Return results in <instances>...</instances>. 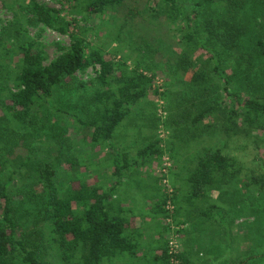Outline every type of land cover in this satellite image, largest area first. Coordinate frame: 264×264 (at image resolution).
Segmentation results:
<instances>
[{
    "label": "trees",
    "instance_id": "1",
    "mask_svg": "<svg viewBox=\"0 0 264 264\" xmlns=\"http://www.w3.org/2000/svg\"><path fill=\"white\" fill-rule=\"evenodd\" d=\"M127 0H86L85 11L103 12L107 7L123 5ZM137 5L130 12H150L152 22L159 23L165 17L168 23H177L181 53L176 55L177 66L171 71H186L188 61L194 53L203 50L213 67H203L194 73L193 81L204 84L214 72L220 73L218 63L229 61L233 74L223 76L227 84L234 87L226 98L207 101L194 117L192 124L202 126L203 120L214 113L223 119L222 129L227 136L264 132V0H135ZM23 9L28 14L21 29L9 33L0 32V144L15 146L24 138L31 141L36 115L34 109L51 105L55 93H65L82 89L85 82L76 77L78 71L90 66H99L92 81L96 91L87 98L93 104L91 109L84 108L85 119L73 112L54 107L63 115L73 117L86 133L82 139L94 149L112 146L115 131L133 108L147 96L153 77L158 68L162 51L156 49L155 40L145 43L147 52L140 55L141 61L131 68L128 57L117 60L104 50L91 47L78 35L71 34L72 43L61 54L46 63L47 55L41 43L30 38L26 26L43 24L61 34L69 32V23L57 13L56 9L46 6L39 0H27ZM30 16V17H29ZM203 25L207 37L199 26ZM24 35V39L21 37ZM206 42L208 45L204 44ZM151 51V53H150ZM149 59V60H148ZM145 60L148 61L145 64ZM148 72L151 74L148 75ZM223 75V74H221ZM228 89V86H227ZM241 90L246 95L240 94ZM234 97L233 104L230 98ZM42 127L43 124L41 123ZM204 127V126H203ZM159 143L152 142L141 153L161 156ZM5 147V146H4ZM32 149L26 154L20 167L31 166L36 173L37 186L41 187L38 201L42 204L46 219L50 223L52 240L57 245L63 264H104L116 257L136 258L138 244L128 233V211L112 198L116 184L102 190L89 183L85 174L75 175L79 161L73 157L68 161L73 165L70 179L65 182L58 178L57 163L40 160L33 162ZM117 159V158H116ZM80 165V164H79ZM237 162L227 156L219 147H205L197 165L185 178L188 189L187 200L204 198L210 189L239 180L240 170ZM122 166H116L114 174ZM18 172L14 169L8 175L13 179ZM252 183L260 191L264 190V177L253 178ZM76 184V185H75ZM35 197V196H34ZM35 197V198H36ZM171 199L173 210L166 208ZM176 192L162 195L156 206V213L162 219L176 214ZM15 205L10 195L9 181L0 170V264H47L36 249L19 236V224L15 216ZM203 215L210 212L204 211ZM182 227L179 230H183ZM179 232V231H178ZM181 264H192L185 251L174 255ZM172 257L165 245L160 253L147 256L142 264L152 260L158 264H169ZM254 257L235 264H258Z\"/></svg>",
    "mask_w": 264,
    "mask_h": 264
},
{
    "label": "rangeland",
    "instance_id": "2",
    "mask_svg": "<svg viewBox=\"0 0 264 264\" xmlns=\"http://www.w3.org/2000/svg\"><path fill=\"white\" fill-rule=\"evenodd\" d=\"M26 1L0 0V32L7 30L12 33L16 28L21 29L28 16L23 9ZM39 2L56 9L69 23L67 34H61L43 24L26 26L30 38L42 44L48 58L46 63L71 45V34L80 36L89 46L100 48L117 60L128 57L131 68L135 62L143 59L140 53L143 55V51L147 52L145 43H150L152 39L155 40V45L150 44L161 49L162 53L157 56L161 60L159 69L152 76L151 89L116 129L112 146L93 149L88 141H83L82 137L86 133L78 122L73 117L54 110L56 107L73 112L83 119L87 117L83 107H93V104L87 103L86 97L89 98L96 91L92 81L99 71L98 65L75 74L79 81L86 83L84 88L55 93L53 107L41 105L34 109L36 123L33 124L34 135L30 137L31 141L21 138L15 146L4 145L3 149L0 144L1 175L9 181L19 236L29 243V247L38 251L45 263L63 264L58 247L52 240L50 223L36 197L41 187L36 184L35 170L31 166L20 167L23 157L29 154L31 148L32 161L48 160L57 163L61 167L58 178L65 182L73 172V165L68 161V158L73 157L80 164L74 168L77 171L74 174H85L90 184L101 187L102 190L116 184V187H124L119 191L124 196L127 191L132 190V193L145 192L144 189L136 191L134 187H157L161 195H165L168 193L167 189L172 188L177 198L176 214L170 218V222L163 219V223H159L167 228L165 237L161 235L159 240L162 248L166 245L170 250L172 238L176 235L172 226L181 229L185 222H194L202 227L205 222L216 228L208 229L214 232L217 243L214 240L201 243L203 246H211L208 249L215 252L214 264H235L251 257L256 258L258 264H264V190L260 191L252 183L254 177H264L263 130L253 132L250 137L227 136L222 129L223 119L218 113L207 116L201 123L202 126L192 124V117L207 101L221 98L229 100L228 93H232L234 87L227 84L223 76L233 74L230 67L232 64L229 61L226 63L228 66L224 61L218 63L220 73L213 72L204 84H197L193 81L194 73L203 67L208 70L213 67L205 52L198 50L188 60L193 63L192 66L188 63L186 71L172 72L171 68L177 66L176 55L181 53V36L178 31L180 23H168L165 17L159 23H154L149 11L142 12V4L139 8L141 13L130 12L129 9L137 5L135 0H127L114 8L107 7L99 13L85 11L86 0ZM199 28H203L202 23ZM202 34L207 37L204 28ZM21 38L24 39V35ZM204 44L208 45L206 39ZM147 62L145 60V64ZM145 73L151 76L150 73ZM240 94L245 96L246 91L241 90ZM226 103L229 106L235 103L234 97ZM2 111L0 106V115ZM157 141L162 149L161 156L141 153L146 146ZM205 147H219L225 155L233 157L237 162L236 168L240 170L239 180L210 189L204 198L187 200L185 178L197 165ZM166 162L169 164L165 166ZM117 165L122 166V169L114 174ZM14 169L18 172L13 179H9L8 175ZM163 179H166V184ZM116 193L117 188L115 195ZM139 194L136 196L137 200L142 199ZM114 196L112 199L116 203L121 201H117ZM200 211H208L212 216L203 217ZM182 231L176 233L179 234V250L184 251ZM136 241L140 249L138 253L142 252L139 259L130 256L116 257L106 260L104 264H142L140 262L144 261L143 258L151 256L150 251L155 244L158 245L156 240H143V237H138ZM150 264L158 263L152 260ZM169 264H173L171 258Z\"/></svg>",
    "mask_w": 264,
    "mask_h": 264
},
{
    "label": "crops",
    "instance_id": "3",
    "mask_svg": "<svg viewBox=\"0 0 264 264\" xmlns=\"http://www.w3.org/2000/svg\"><path fill=\"white\" fill-rule=\"evenodd\" d=\"M132 175V172H131ZM122 188L124 187H117V193L114 198L116 200L120 201L118 204H120L121 207L125 208L128 211V217H129V234H131L135 242L137 243L136 239L138 237H143V240L150 239V240H156V244L154 245L152 251H150L151 255L160 253L162 251V245L159 244V240L166 234V226L159 225V223H163V219L161 212L158 214L156 213V206L160 201L161 193L158 191L157 187H134L136 191H139L140 189H144L145 192L139 193H132V191H127L126 195H121L119 191H122ZM129 194V195H128ZM139 194L142 196V199L137 200L136 196ZM155 208V210H154ZM200 214H203L202 211H200ZM203 217H208V215H201ZM157 225V226H156ZM215 226V225H214ZM184 229L182 231V242H183V248L191 259L192 264H214L215 263V252L211 251L208 248H211V246H203L202 242H211L214 240L216 242V238L214 237L210 229H216L215 227H212L211 225H208L207 223L203 222L202 227H200L198 224L194 222H185L184 223ZM132 228V229H130ZM153 230V231H152ZM152 231V232H150ZM139 232V233H138ZM205 232H207V235L205 236ZM167 236V235H166ZM136 238V239H135ZM202 238V239H201ZM217 243V242H216ZM214 246L217 247L216 244ZM215 248V247H214ZM213 248V250H215ZM219 248L222 249V246ZM139 246L137 247L136 252V258L139 259V256H141V253H138L140 251ZM142 249V248H141ZM220 249V251H221ZM161 250V251H160Z\"/></svg>",
    "mask_w": 264,
    "mask_h": 264
},
{
    "label": "built area",
    "instance_id": "4",
    "mask_svg": "<svg viewBox=\"0 0 264 264\" xmlns=\"http://www.w3.org/2000/svg\"><path fill=\"white\" fill-rule=\"evenodd\" d=\"M167 160V158H165V161ZM167 164H169V163H165V166L167 165ZM166 171V169H164V172ZM166 173V172H165ZM163 182H164V184H166V179H163ZM167 192H168V194H169V196H171V194L173 193V189L172 188H168L167 189ZM166 208L167 209H169V210H173L174 209V206H173V204H172V201H171V199L169 198L168 199V201H167V204H166ZM169 222H170V217L167 219ZM174 226H172V229H173V231H174V233L176 234L173 238H172V240H173V242L170 244V250H169V254H171L172 255V257H171V261H172V263L173 264H179V259H177L174 255H176V254H178V252H179V248H180V245L178 244V238H179V229H180V227H175V228H173ZM179 228V229H178ZM176 232H178V233H176ZM175 239V240H174Z\"/></svg>",
    "mask_w": 264,
    "mask_h": 264
}]
</instances>
